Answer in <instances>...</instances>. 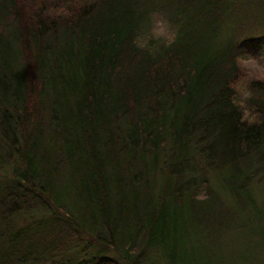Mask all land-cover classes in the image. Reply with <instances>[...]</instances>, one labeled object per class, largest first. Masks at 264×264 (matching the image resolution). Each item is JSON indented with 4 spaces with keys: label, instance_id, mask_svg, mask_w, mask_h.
<instances>
[{
    "label": "trees",
    "instance_id": "1",
    "mask_svg": "<svg viewBox=\"0 0 264 264\" xmlns=\"http://www.w3.org/2000/svg\"><path fill=\"white\" fill-rule=\"evenodd\" d=\"M238 55L264 56V0H0V264H199L236 211L216 173L264 162Z\"/></svg>",
    "mask_w": 264,
    "mask_h": 264
},
{
    "label": "rangeland",
    "instance_id": "2",
    "mask_svg": "<svg viewBox=\"0 0 264 264\" xmlns=\"http://www.w3.org/2000/svg\"><path fill=\"white\" fill-rule=\"evenodd\" d=\"M154 19L164 18L156 14L151 23ZM4 172V169L0 170V176ZM225 173L216 174L220 178V188L230 196L228 204L236 210L228 218V222L232 223L230 229L212 242L205 239L207 228L200 227L199 234L190 238L189 249L204 257L199 264H264V162L253 164L248 171H244V176L242 173L237 175L239 183L235 184V190L230 186L233 179ZM251 202L254 203L253 208ZM98 249L101 248L93 246L82 251V256L92 255Z\"/></svg>",
    "mask_w": 264,
    "mask_h": 264
},
{
    "label": "clouds",
    "instance_id": "3",
    "mask_svg": "<svg viewBox=\"0 0 264 264\" xmlns=\"http://www.w3.org/2000/svg\"><path fill=\"white\" fill-rule=\"evenodd\" d=\"M53 15H69L66 7L62 6L59 11L51 12ZM149 35L154 41H163V47H169L177 38V31L170 22L164 19H154L148 30ZM134 43L137 47L145 49L146 42L138 37ZM236 65L240 72V77L232 85L234 95L232 103L240 109H243V119L251 124L256 122V115L247 108V102L252 98L253 92L250 88L252 81L264 82V56L259 59L247 55H238Z\"/></svg>",
    "mask_w": 264,
    "mask_h": 264
}]
</instances>
